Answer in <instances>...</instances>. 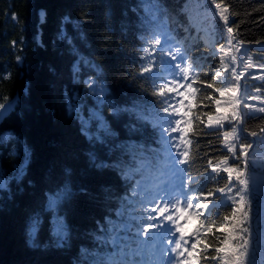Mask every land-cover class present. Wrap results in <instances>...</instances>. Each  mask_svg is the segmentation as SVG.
I'll list each match as a JSON object with an SVG mask.
<instances>
[{"label":"trees","instance_id":"trees-1","mask_svg":"<svg viewBox=\"0 0 264 264\" xmlns=\"http://www.w3.org/2000/svg\"><path fill=\"white\" fill-rule=\"evenodd\" d=\"M211 2L225 23L210 0H0V108L12 104L0 124V136L12 134L0 144V170L12 175L18 162L12 152L19 151L20 140L33 153L24 181L0 191V264H147V244L157 237L151 219L160 208L154 182L168 166L175 130L183 135L194 203H212L207 213L193 217L202 241L193 264H225L221 225L238 199L231 203L229 197L241 191L250 210L243 225L250 235L245 264H264V180L245 188L228 172L245 168V159L247 171L264 172V105L236 103L239 78L226 29L234 36L241 69L264 67V0ZM64 16L80 25L83 41L71 23H63ZM61 27L73 37L78 55L57 39ZM175 51L185 58L190 78L185 102L180 85L168 76L178 64ZM77 62L80 70L73 73ZM243 80L245 96L264 99V71L249 72ZM92 81L105 90L102 105L91 94ZM69 102L80 106L85 119L98 112L120 141L134 114H116L114 108L139 105L138 123L148 134L120 168L95 170L79 120L68 114ZM90 122L94 129L96 121ZM96 151L107 158L103 147ZM65 168L72 169L74 188L88 189L65 205L72 247L33 250L27 246L26 219L42 208L45 193L62 185ZM209 225H215L211 233Z\"/></svg>","mask_w":264,"mask_h":264},{"label":"snow or ice","instance_id":"snow-or-ice-1","mask_svg":"<svg viewBox=\"0 0 264 264\" xmlns=\"http://www.w3.org/2000/svg\"><path fill=\"white\" fill-rule=\"evenodd\" d=\"M41 21L44 20L45 13L40 12ZM63 23H71L73 29L78 32V38L83 41L85 39L83 31H80V25L73 20H70L69 16H64ZM57 39L62 43H67L74 54L78 55L77 48L74 44L73 37L68 34L64 27H61L58 33ZM39 43V36L37 37ZM43 47L42 44H40ZM19 59V58H18ZM80 60H84L81 56ZM78 63L73 66V73L79 72ZM86 63V61H85ZM49 70L55 74L56 69L50 66ZM95 81L89 84L91 94L97 98L98 105L104 104L105 90L100 87H93ZM175 91V89H171ZM28 89H25L27 94ZM78 99V97H76ZM65 99H68L67 93L65 92ZM139 105H134L133 108L120 109L114 108V112L119 114L121 111L133 113L134 116L129 120L125 126L127 138L125 141H120L119 134L113 131L109 124L98 112H92L90 119L96 121V127L93 129L90 119H85L83 115H80V106H73L71 102L68 103V114L72 116L74 113L80 123V132L85 137L89 144L90 150L86 153L88 161L92 168L95 170H107V169H118L121 167V161L129 159L137 146H141L137 143L141 138H144L148 134L143 126H140L138 121L140 115L138 112ZM180 123V121H177ZM178 123V124H179ZM211 126V125H209ZM11 133H5L0 136V144L5 143L11 137ZM19 151H13L12 155L18 157V162L14 168L11 176L6 177L5 173L0 170V191H9V184L15 182L20 185L28 174L29 165L32 161V150L26 144L25 141H19ZM97 145L103 147L106 150V157L101 158L98 156L96 147ZM247 148V146H243ZM132 149V150H130ZM119 153L118 159H112L114 155ZM243 155L247 157L248 153L244 152ZM187 156V153H184ZM247 159H245V168L239 166H232L228 169L230 178L239 181L245 188L248 186L249 180L247 171ZM72 169L65 168L64 176L65 179L61 186L57 187L54 191L45 193V203L42 208L37 211L30 213L25 223V237L27 246L33 250H69L73 243V227L68 219V211L65 209V205L72 201L76 195H87L88 189L85 187L74 188L72 180ZM31 184V181H29ZM23 192V187L19 189ZM214 193H205L204 197H211ZM11 199V195H9ZM193 200L195 197L192 198ZM195 206L197 209H207L208 204L197 203L192 204L191 201L188 203L187 210L180 208L178 209L179 219L175 225L176 231L180 234L181 241L185 238L183 224L187 222L188 216L192 215V208ZM159 216L164 217L165 213L169 211L168 206L165 205L162 208L157 209ZM187 212V215H185ZM47 217V218H46ZM167 220L171 221L174 219L173 216H167ZM250 210L247 201L241 196L236 200L235 207L232 209L231 215L224 217L225 223L221 225L223 233L225 235L224 242L222 243L225 264H245L247 249L249 245L250 235L249 228L243 227L245 222H249ZM150 227V226H149ZM215 225H209L208 231L211 233ZM199 228V226H198ZM47 233L46 237H43V233ZM247 233V237H245ZM197 239L192 243V249L195 250L197 245L201 244L202 241L199 239V231L194 233ZM241 240L242 244H234L233 241ZM207 247V245H205ZM175 250L179 252L180 256H184L185 253L189 256V260L184 261V264H193L192 252L186 247H183L181 242L175 243Z\"/></svg>","mask_w":264,"mask_h":264},{"label":"rangeland","instance_id":"rangeland-1","mask_svg":"<svg viewBox=\"0 0 264 264\" xmlns=\"http://www.w3.org/2000/svg\"><path fill=\"white\" fill-rule=\"evenodd\" d=\"M176 55V58L178 59V62L182 63V61L184 62L183 58L180 57L177 53H175ZM171 76H174L175 78H177L181 83H182V87H185L186 84H187V81H188V76L187 74L185 73L184 69L182 67H176L174 66L172 68V74ZM239 87V85L237 86V88ZM172 143H173V146H174V152L176 153L175 157H177V159H175L172 164L175 166L173 167V169H171L168 173V176L166 174V179L165 180H162V186H166L168 185V179H171V178H168V177H172L175 175L176 176H185L184 175V171H183V167L182 165L180 164V149L182 148V138H181V133H180V130H176L174 132V135H173V139H172ZM164 177V178H165ZM163 178V179H164ZM176 179V178H175ZM165 186L163 187V189H160L159 191V196H160V200L164 203V204H170L171 201L169 198V192L167 191V189L165 188ZM160 201V203H161ZM173 203V202H172ZM171 203V204H172ZM171 213L174 217L175 214H173V211H172V208H171ZM176 219H173L171 220V223L175 222ZM166 222L167 223H162V227L160 228L161 231H164L166 236L171 238L170 235H171V231L168 230L169 228V221L166 219ZM159 228V227H158ZM186 229V226L184 227V230Z\"/></svg>","mask_w":264,"mask_h":264},{"label":"water","instance_id":"water-1","mask_svg":"<svg viewBox=\"0 0 264 264\" xmlns=\"http://www.w3.org/2000/svg\"><path fill=\"white\" fill-rule=\"evenodd\" d=\"M212 7H213V5H212ZM216 15L220 19L221 22H224V20L221 18L219 13L216 12ZM229 33H230V38H231V42H232V45H233V55H234L235 59H238V57L236 55V52H235V49H234V38H233L232 32L229 31ZM242 91H243V85L241 86V92ZM11 106H12L11 103H6L0 108V124L3 122L5 117L10 113Z\"/></svg>","mask_w":264,"mask_h":264}]
</instances>
